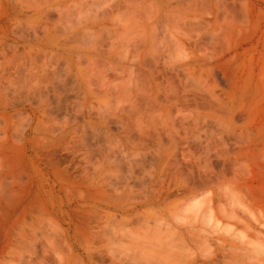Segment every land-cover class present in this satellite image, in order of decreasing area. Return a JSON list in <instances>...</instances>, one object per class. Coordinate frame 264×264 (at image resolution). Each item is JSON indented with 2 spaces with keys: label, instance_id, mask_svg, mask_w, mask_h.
I'll list each match as a JSON object with an SVG mask.
<instances>
[{
  "label": "rangeland",
  "instance_id": "rangeland-1",
  "mask_svg": "<svg viewBox=\"0 0 264 264\" xmlns=\"http://www.w3.org/2000/svg\"><path fill=\"white\" fill-rule=\"evenodd\" d=\"M258 242L264 0H0V264H264Z\"/></svg>",
  "mask_w": 264,
  "mask_h": 264
},
{
  "label": "bare ground",
  "instance_id": "bare-ground-1",
  "mask_svg": "<svg viewBox=\"0 0 264 264\" xmlns=\"http://www.w3.org/2000/svg\"><path fill=\"white\" fill-rule=\"evenodd\" d=\"M92 11H93V10H92ZM86 15H87V14H86ZM90 15H91V14H90ZM94 15H95V13H94ZM97 15H98V14H97ZM95 17H96V16H95ZM97 18H98V17H97ZM93 19H94V18H93ZM85 20H86V19H85ZM91 23H92V22H91ZM76 26H77V25H76ZM88 27H89V26H88ZM2 55H3V54H2ZM64 63H65V62H64ZM17 72H18V71H17ZM24 72H25V71H24ZM67 74H68V73H67ZM27 81H28V80H27ZM46 97H47V96H46ZM117 186H118V185H117ZM117 188H118V187H117ZM156 191H157V190H156ZM163 192H164V190H163ZM226 192H227V191H226ZM115 195H117V194H115ZM209 197H210V196H209ZM218 197H219V196H218ZM232 197H233V196H232ZM236 198H237V197H236ZM225 199H226V198H225ZM233 199H234V198H233ZM204 201H205V200H204ZM229 201H230V200H229ZM234 201H235V200H234ZM241 201H242V200H241ZM200 203H202V202H200ZM209 203H210V202H209ZM236 203H237V202H236ZM190 204H192V203H190ZM240 204H241V203H240ZM191 206H192V205H191ZM186 207H187V206H186ZM186 207H185V208H186ZM192 208H193V207H192ZM228 208H229V207H228ZM237 208H238V207H237ZM241 208H242V207H241ZM193 210H194V209H193ZM220 210H221V209H220ZM221 211H223V210H221ZM242 211H248V210H242ZM208 212H209V211H208ZM227 212H228V211H227ZM238 212H239V211H238ZM183 213H184V212H183ZM221 213H222V212H221ZM230 213H231V212H230ZM240 213H241V212H240ZM213 214H214V213H213ZM223 214H225V213H223ZM226 214H228V213H226ZM231 214H232V213H231ZM231 214H230V215L228 214V215H229L228 218H230V217L233 215V214H232V215H231ZM178 215H179V214H178ZM186 215H187V214H186ZM192 215H194V214H192ZM192 215H190V216H192ZM221 215H222V214H221ZM228 215H227V216H228ZM234 215H235V214H234ZM247 215H248V214H247ZM179 216H180V215H179ZM194 216H195V215H194ZM201 216H202V215H201ZM181 217H182V216H181ZM186 217H187V216H186ZM222 217H223V216H222ZM235 217H236V216H235ZM235 217H234V219H235ZM175 218H176V217H175ZM231 218H232V217H231ZM212 219H213V218H212ZM246 219H247V218H246ZM178 220H179V219H178ZM178 220H177V221H178ZM237 220H238V219H237ZM239 220H240V219H239ZM179 221H180V220H179ZM253 221H254V220H253ZM232 222H233V221H232ZM240 222H241V221H240ZM240 222H239V223H240ZM180 223H181V222H180ZM193 223H194V222H193ZM242 223H243V222H242ZM179 225H180V224H179ZM182 226H183V225H182ZM218 229H219V228H218ZM249 229H250V228H249ZM164 230H165V229H164ZM186 231H187V230H186ZM248 232H249V231H248ZM154 233H156V232H154ZM154 233H153V234H154ZM187 233H188V232H187ZM194 233H195V232H194ZM249 233H250V232H249ZM133 234H134V233H133ZM143 234H144V233H143ZM175 234H176V233H175ZM175 234H174V235H175ZM254 234H255V233H254ZM256 234H257V233H256ZM144 235H145V234H144ZM144 235H143V236H144ZM157 235H158V234H157ZM199 235H200V234H199ZM244 235H245V234H244ZM139 236H140V235H139ZM143 236H142V237H143ZM157 237H158V236H157ZM188 237H189V236H188ZM195 237H196V236H195ZM257 237H258V236H257ZM144 238H145V237H144ZM158 238H159V237H158ZM189 238H190V237H189ZM255 238H256V237H255ZM129 240H130V239H129ZM134 240H135V239H134ZM138 240H140V239H138ZM148 241H149V240H148ZM159 241H160V239H159ZM136 242H137V240H136ZM163 242H164V241H163ZM253 242H254V241H253ZM137 243H138V242H137ZM249 243H250V242H249ZM261 243H262V242H261ZM261 243L258 242V244H261ZM144 244H145V243H144ZM144 244H143V245H144ZM146 244L149 245V246H147V247H149V248H151V247L154 246V245L150 246V245H151L150 242H149V243L147 242ZM152 244H153V243H152ZM157 244H158V242H157ZM234 244H235V243H234ZM141 245H142V244H141ZM182 245H183V244H182ZM263 245H264V244H263ZM263 245L261 244L260 247L263 246ZM159 246H160V245H159ZM142 247H143V246H142ZM142 247H141V248H142ZM154 247H155V246H154ZM160 247H161V246H160ZM201 247H202V246H201ZM246 247H247V246H246ZM141 248H140V249H141ZM155 248H158V247H155ZM203 248H204V247H203ZM143 249H144V248H143ZM168 249H169V248H168ZM168 249H166V250L168 251ZM206 249H207V248H206ZM246 249H247V248H246ZM261 249H262V248H261ZM129 250H130V249H129ZM129 250H128V251H129ZM145 250H147V248H146ZM148 250H149V249H148ZM151 250H153V249H151ZM157 250H158V249H157ZM204 250H205V249H204ZM228 250H230V249H228ZM183 251H184V250H183ZM242 251H243V250H242ZM137 252H138V251H137ZM141 252H142V251H141ZM202 252H203V251H202ZM247 252H248V251H247ZM147 253H148V251H147ZM168 253H169V252H168ZM183 253H184V252H183ZM186 253H187V252H186ZM237 253H238V251H237ZM245 253H246V252H245ZM251 253H252V251H251ZM251 253H250V254H251ZM253 253H254V252H253ZM142 254H143V252H142ZM151 254H152V253H151ZM172 254H174V253H172ZM176 254H177V253H176ZM247 254H248V253H247ZM155 255H156V254H155ZM155 255H153V256H155ZM166 255H167V254H166ZM168 255H170V253H169ZM156 256H157V255H156ZM156 256H155V257H156ZM159 256H160V255H159ZM234 256H235V255H234ZM146 257H147V254H146ZM149 257H150V256H149ZM157 257H158V256H157ZM168 257H169V256H168ZM168 257H167V258H168ZM171 257H172V256H171ZM152 258H153V257H152ZM162 258H163V257H162ZM257 258H258V257H257ZM139 259H140V258H139ZM168 259H169V258H168ZM186 259H187V258H186ZM250 259H251V258H250ZM151 260H152V259H151ZM157 260H158V259H157ZM164 260H165V259H164ZM169 260H170V259H169ZM169 260H168V261H169ZM179 260H180V259H179ZM144 261H147V260H144ZM152 261H153V260H152ZM152 261H151V262H152ZM190 261H191V260H190ZM192 261H193V260H192ZM192 261H191V262H192ZM226 261H227V260H226ZM230 261H232V260H230ZM153 262H154V261H153ZM155 262H156V261H155ZM249 262H250V261H249ZM257 262H258V261H257ZM159 263H160V262H159ZM168 263L170 264L171 262L169 261V262H167L166 264H168ZM213 263H214V262H213ZM218 263H219V262H218ZM239 263H240V262H239ZM260 263H261V262H259V264H260ZM136 264H137V263H136ZM173 264H174V263H173ZM176 264H177V262H176ZM178 264H179V263H178ZM180 264H181V263H180ZM188 264H189V263H188ZM214 264H215V263H214ZM225 264H228V263H225ZM232 264H233V263H232ZM240 264H241V263H240Z\"/></svg>",
  "mask_w": 264,
  "mask_h": 264
}]
</instances>
